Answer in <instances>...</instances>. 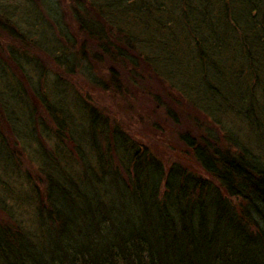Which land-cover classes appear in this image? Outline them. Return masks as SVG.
<instances>
[{"label":"trees","instance_id":"trees-1","mask_svg":"<svg viewBox=\"0 0 264 264\" xmlns=\"http://www.w3.org/2000/svg\"><path fill=\"white\" fill-rule=\"evenodd\" d=\"M223 113L264 134V0H0V264H264V164Z\"/></svg>","mask_w":264,"mask_h":264},{"label":"rangeland","instance_id":"rangeland-1","mask_svg":"<svg viewBox=\"0 0 264 264\" xmlns=\"http://www.w3.org/2000/svg\"><path fill=\"white\" fill-rule=\"evenodd\" d=\"M19 3H21V2L20 1L16 2V5H19ZM23 12H25V13H23ZM23 12H17L16 15L18 16V14H19V17L24 18V20L22 19V21L24 23H27V21L29 20V16H34V17L37 16L38 17V15L27 14L25 9H23ZM43 13L41 12L40 15L44 16ZM46 59H47V63L48 62L50 63V59H48V58H46ZM49 63H48V65H49ZM82 67H83V63H82L81 66H79L77 68V72L75 74H73L74 77L71 78V81L74 84L75 83L78 84L79 82L81 84H85L87 82L88 72H85V73L80 72L82 70L81 69ZM80 88L83 91H86V89L83 86H81ZM51 89L52 90L50 91L49 95H50L51 99L54 102H56V95L54 93L53 86L51 87ZM70 95H71V93H69L68 91L67 92L65 91L63 93V95H62V103L65 105V108L70 106V102H71ZM108 96H109L108 93L99 91L97 93L95 92V96H91V99L93 101L99 102L102 106H106V105H110L111 106L112 105V107L115 110L114 111L115 112V116L119 119V122L122 125L125 126V122L128 123L130 121L132 109H130L127 106L128 102L125 101V98H123V96L115 95L114 100L109 99ZM33 106L34 105L32 104V115L34 117L36 116L38 118L39 117V112ZM10 107H11L12 111L15 114H18L19 103L12 102V104H10ZM135 107H137V106H135ZM27 109H28L27 105L26 106H24V105L22 106L23 113L27 114V112H26ZM108 109L110 110L111 108H108ZM134 109H135V111H134V115L135 116L141 115V116H143L144 119H147V120L149 119L148 115H146L140 108H134ZM80 113H82V112L80 111ZM122 116H123V118H121ZM21 117H22V120H23V117H24L25 121H26V116L25 115L24 116L21 115ZM22 122H24V120ZM151 122H152V120L149 119V123H151ZM214 122H216V124ZM203 123L208 125V126H210L213 129L211 132L215 136H217V134L219 136V135H221L223 133L224 134L227 133L228 132L227 129L229 131H231L234 134V136L238 140L241 141L242 145H244L248 149H250V152L254 156L256 155L259 158V160L264 164V134H261V136H258V134L255 133V131L251 127H249L248 125H245L242 121L238 120L237 118H235L230 113H223L221 115L220 119H216V118L208 115L207 119L205 117V120H204ZM78 125H81V122H78ZM168 127H169L168 128L169 130H166L167 132L168 131L174 132V128H175L174 126H168ZM31 128H32V126H30V125H28L26 123H25V126L23 125L24 131L22 133L23 134L22 143L28 149H32V150L37 152L38 149H39V147H38V139L33 138L31 133L29 134V130ZM152 130L153 129L151 128L150 125L146 124V125L142 126V124H135V125H133L132 133L135 134V135H138V136H142V139H143L144 136L146 138H148V136L152 137L151 134H150V133H152V132H150ZM27 132H28V136H27ZM156 132L157 131H155V135H157L158 140L163 139L161 134H158ZM144 140L146 141V139H144ZM51 143H52V140H51L50 144ZM12 185L17 187V188H20L19 181H12ZM9 203L14 208H16V213H20L23 210H25V208H26V205H24V207L21 206L20 203L18 201H15L13 198L9 199ZM21 207H22V209H21ZM20 216L21 217H23V216L26 217L25 212L21 213Z\"/></svg>","mask_w":264,"mask_h":264}]
</instances>
